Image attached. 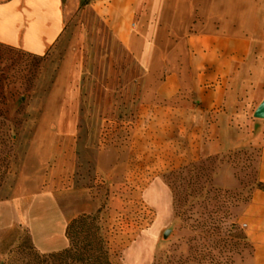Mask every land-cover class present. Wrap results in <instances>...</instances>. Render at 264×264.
<instances>
[{
    "label": "rangeland",
    "instance_id": "obj_1",
    "mask_svg": "<svg viewBox=\"0 0 264 264\" xmlns=\"http://www.w3.org/2000/svg\"><path fill=\"white\" fill-rule=\"evenodd\" d=\"M64 8V32L44 55L0 44V264L38 251L29 228L2 217L13 213L8 202L65 57L45 182L54 203L72 218L98 215L112 264H253L241 218L258 184L254 132L241 126L242 140L218 151L205 125L191 122L197 114L143 105L144 71L97 5L65 0ZM107 147L124 153L122 174L99 171Z\"/></svg>",
    "mask_w": 264,
    "mask_h": 264
},
{
    "label": "crops",
    "instance_id": "obj_2",
    "mask_svg": "<svg viewBox=\"0 0 264 264\" xmlns=\"http://www.w3.org/2000/svg\"><path fill=\"white\" fill-rule=\"evenodd\" d=\"M91 1L144 71L142 104L197 114L191 122L205 125L218 151L242 140L241 126H247L259 147L257 178L264 183V119L253 116L264 99V0ZM64 2L0 0V44L44 55L64 32ZM69 68L65 57L8 202L13 213L2 217L29 228L42 253L68 246L65 228L72 217L45 192V182L54 143L50 126L57 119ZM98 165L108 174L117 166L120 174L127 169L124 153L114 147L100 151ZM241 223L253 246V264H264V190L252 189Z\"/></svg>",
    "mask_w": 264,
    "mask_h": 264
},
{
    "label": "trees",
    "instance_id": "obj_3",
    "mask_svg": "<svg viewBox=\"0 0 264 264\" xmlns=\"http://www.w3.org/2000/svg\"><path fill=\"white\" fill-rule=\"evenodd\" d=\"M257 188L264 190V183L258 182ZM65 237L66 248L48 253L30 248L24 252L26 259L20 264H112L97 214H82L69 220Z\"/></svg>",
    "mask_w": 264,
    "mask_h": 264
},
{
    "label": "water",
    "instance_id": "obj_4",
    "mask_svg": "<svg viewBox=\"0 0 264 264\" xmlns=\"http://www.w3.org/2000/svg\"><path fill=\"white\" fill-rule=\"evenodd\" d=\"M253 116L258 119H264V99L261 101V103L258 105L256 110L254 111ZM169 231H165L164 237H167Z\"/></svg>",
    "mask_w": 264,
    "mask_h": 264
}]
</instances>
